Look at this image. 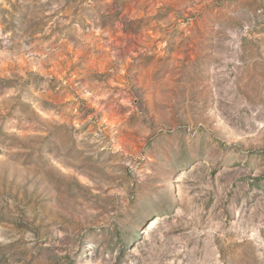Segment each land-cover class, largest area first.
I'll list each match as a JSON object with an SVG mask.
<instances>
[{"label":"rangeland","instance_id":"obj_1","mask_svg":"<svg viewBox=\"0 0 264 264\" xmlns=\"http://www.w3.org/2000/svg\"><path fill=\"white\" fill-rule=\"evenodd\" d=\"M0 264H264V0H0Z\"/></svg>","mask_w":264,"mask_h":264}]
</instances>
